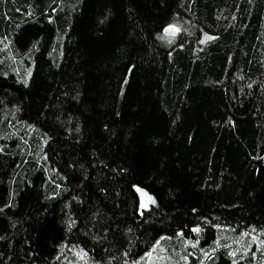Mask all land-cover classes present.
<instances>
[{"label":"trees","instance_id":"16d2710c","mask_svg":"<svg viewBox=\"0 0 264 264\" xmlns=\"http://www.w3.org/2000/svg\"><path fill=\"white\" fill-rule=\"evenodd\" d=\"M59 2L0 0V264H264V0Z\"/></svg>","mask_w":264,"mask_h":264},{"label":"rangeland","instance_id":"374dc122","mask_svg":"<svg viewBox=\"0 0 264 264\" xmlns=\"http://www.w3.org/2000/svg\"><path fill=\"white\" fill-rule=\"evenodd\" d=\"M79 2H76V4L71 5V11L74 12L78 9V7L81 5V1L82 0H77ZM68 7L67 4H64V0H60L59 2V8H66ZM68 9V8H67ZM177 36V30L175 26H169L165 31H164V39L167 41H174L176 39ZM213 39V37L209 34H202L201 36V42L202 45H205L206 43H208L209 41H211ZM11 44L13 45V39L10 38ZM0 44H1V50L3 52V56L0 57V62L5 63L6 65V73L10 72L11 74H15L17 72H20L22 75L24 74V78L22 81L25 82H29V79L31 77L32 71H33V64L34 61H32V64L30 62H28L29 60H27V57L21 56L20 58L17 57V54L12 50V52L10 53L9 51V41L5 40L2 41L0 40ZM13 47L15 48L16 46L13 45ZM18 48V47H16ZM9 51V53H8ZM8 53V54H7ZM7 59V60H6ZM19 63V64H17ZM17 120V119H16ZM30 128V127H29ZM12 130H27L28 131V127L27 125H25V123L23 121L17 120L15 126L12 127ZM34 131L32 129H29V134L31 135ZM140 196H141V200L143 203V206L148 207L151 203H152V198L150 197V195L144 191V190H140ZM245 236H242L240 238V240H238V245L243 246L244 242H245ZM251 246H247V248H242V247H238L237 250L240 252H244L243 254H250L249 256H253L254 254H256L259 249H261L263 242L261 240H259V237H257L256 235L252 234L251 235ZM181 245V244H178ZM170 245H166L164 243H162L160 240H158L154 246L152 247V249L146 253L142 258H140L139 260H137L136 262L130 263V264H187V261H185V259L183 258H178L173 256V253L170 250ZM253 247V248H252ZM181 251V248L178 247L177 251Z\"/></svg>","mask_w":264,"mask_h":264}]
</instances>
